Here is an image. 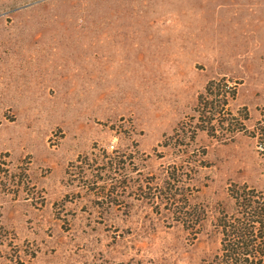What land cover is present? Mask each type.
<instances>
[{
	"label": "rangeland",
	"instance_id": "rangeland-1",
	"mask_svg": "<svg viewBox=\"0 0 264 264\" xmlns=\"http://www.w3.org/2000/svg\"><path fill=\"white\" fill-rule=\"evenodd\" d=\"M213 79L235 119L193 139ZM174 163L194 233L150 199ZM234 183L264 190V0H0V264H214Z\"/></svg>",
	"mask_w": 264,
	"mask_h": 264
},
{
	"label": "trees",
	"instance_id": "trees-1",
	"mask_svg": "<svg viewBox=\"0 0 264 264\" xmlns=\"http://www.w3.org/2000/svg\"><path fill=\"white\" fill-rule=\"evenodd\" d=\"M236 86H229L225 79H213L209 81L204 92L198 97L195 111L198 113L200 124L194 127L193 139L197 128L213 131L215 133L214 120L235 119L233 112L227 106L229 100L233 99L237 93ZM181 129V128H180ZM241 130V129H240ZM182 136L179 128L174 130V134L169 139H176ZM165 146L169 145L166 140ZM95 153L92 152V155ZM181 157V156H180ZM92 156L86 155L78 161L91 166ZM101 159L104 174L107 180L116 181L114 173L126 168L128 165L127 156L124 154H108L97 157ZM188 162L183 160L182 163ZM173 164L174 172L168 174V178L163 181V186H156V192H152L150 199L164 202L169 211L176 217V220L183 225L190 227L192 232H196V227L203 221L204 210L201 211L191 200L193 195L191 184L181 178L177 165ZM100 165V164H99ZM94 167V166H93ZM100 167V166H97ZM87 168H83L85 175ZM68 173L69 169H68ZM186 172H182V175ZM107 184V182H106ZM104 189L107 187L104 184ZM151 188V187H150ZM233 201L231 211L223 210L217 218L216 227L221 235L220 248L215 255L214 264H264V190H260L247 184L234 183L229 189ZM110 202L118 201L110 194L104 198Z\"/></svg>",
	"mask_w": 264,
	"mask_h": 264
}]
</instances>
